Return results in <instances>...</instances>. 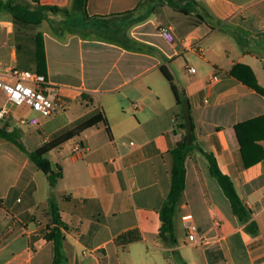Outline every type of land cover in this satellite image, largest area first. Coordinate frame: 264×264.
<instances>
[{"label": "crops", "instance_id": "crops-1", "mask_svg": "<svg viewBox=\"0 0 264 264\" xmlns=\"http://www.w3.org/2000/svg\"><path fill=\"white\" fill-rule=\"evenodd\" d=\"M12 1L31 10H68L30 31L41 38L47 84L66 110L75 111L58 126L46 119L47 135L37 148L97 111L107 125L83 130L64 155L67 141L51 150L62 157L53 160L61 169L54 187L26 152L0 139V150L14 163L9 176L6 162L0 163V264H52L53 245L45 238L50 196L64 224V264H264V95L232 75L234 67L247 66L264 88V0H196L199 7L188 14L166 0H86L87 20L74 0ZM196 15L201 20L192 23ZM0 24L12 38L10 47L0 48V60L29 63L18 61L9 13L0 12ZM162 27L172 40L159 34ZM162 68L187 101H176ZM186 107L198 146L231 179L256 234L233 215L194 149L185 159L184 190L173 215L176 243L158 237V210L170 189L169 151L182 135L177 125ZM253 120L239 130L241 148L236 126ZM77 144L82 151L73 155ZM184 215L196 226L194 240L187 238ZM131 230L139 239L117 242Z\"/></svg>", "mask_w": 264, "mask_h": 264}, {"label": "trees", "instance_id": "trees-1", "mask_svg": "<svg viewBox=\"0 0 264 264\" xmlns=\"http://www.w3.org/2000/svg\"><path fill=\"white\" fill-rule=\"evenodd\" d=\"M166 3L174 8H177L183 14H188L199 7L196 0H166ZM73 8L83 17L84 20L89 19L86 13V0H74ZM0 12L9 13L14 26L13 41L16 47L18 61L23 58L29 63H18L16 66L19 69L33 70L39 74H43V59H42V43L39 34L31 33L30 31L49 19V16H68V10L65 7L54 5H38L31 10L26 6L14 3L12 0H0ZM201 18L196 15L192 19V23L200 21ZM33 64L30 66L29 64ZM241 72L243 75H240ZM162 73L166 80L171 84L172 91L178 103H184L183 98H180L175 87L172 84L171 75L162 68ZM237 79L245 83L247 86L256 92L264 95V88L258 86L251 70L244 65L234 67L232 71ZM257 120L247 121L236 126L237 135L241 144V148L245 143L241 139L239 130L251 126ZM107 125V120L101 111L95 114L80 118L72 126L63 128L57 131L49 142H45L42 146L32 152H27L25 147L19 141V134L15 128L9 130L5 124L0 127V139L14 144L18 149L28 154L29 159L35 166L45 175L50 187H54L57 180L61 177V169L57 164H54V169L51 163L46 158V154L59 147L64 142L79 135L83 130L94 126L98 123ZM181 130L182 135L176 142L175 146L169 151L172 165L170 170V189L169 192L158 210L159 228L158 237L167 245L173 246L176 243L173 228V215L175 207L181 197L185 185V159L194 149L199 150L207 161L210 175L216 180L224 196L227 198L233 215L241 222L245 223L244 230L254 235L257 233L255 222L248 221L249 212L245 204L238 196L231 179L223 174L216 162L215 157L211 153L204 152L198 146L197 137L194 132L193 121L186 107L185 114L181 117V122L177 125ZM50 225L45 234V238L52 242L53 245V260L52 264H64V256L62 253V245L64 242V224L61 221L58 207L53 196L48 200ZM139 239V234L136 231H128L117 238L119 243H127Z\"/></svg>", "mask_w": 264, "mask_h": 264}, {"label": "built area", "instance_id": "built-area-1", "mask_svg": "<svg viewBox=\"0 0 264 264\" xmlns=\"http://www.w3.org/2000/svg\"><path fill=\"white\" fill-rule=\"evenodd\" d=\"M0 26H2L0 24ZM159 34L166 40H172L173 36L170 29L162 27ZM12 45L10 28H0V48H8ZM197 52H201L200 48H196ZM193 72V68H188ZM216 78L211 76V80ZM0 92L4 96V100L0 103V119H7L12 116L13 109L21 105L26 106L30 110L36 112L39 116L47 117L64 108V102L54 88L50 87L44 75L32 70L19 69L11 66L4 60H0ZM19 122L29 123L31 125L38 123L37 117L26 120L24 117L19 118ZM82 151V146L75 145L72 154L77 155ZM185 223L188 240H194L196 226L192 223L191 215L182 216ZM14 227V223L10 228Z\"/></svg>", "mask_w": 264, "mask_h": 264}, {"label": "rangeland", "instance_id": "rangeland-1", "mask_svg": "<svg viewBox=\"0 0 264 264\" xmlns=\"http://www.w3.org/2000/svg\"><path fill=\"white\" fill-rule=\"evenodd\" d=\"M74 115H75L74 110L72 109L66 110L64 108L50 116L42 117V116H39L33 110H30L29 108H27L26 106L21 105L17 108L15 112L12 113V117L11 118L9 117L10 120L8 118L0 119V127L4 126L7 123L6 125L9 124L10 128L12 129L15 128L19 134V141L21 142V144L24 145L28 151H34L47 135L46 119L48 122H51L52 126H58L59 124L66 123L67 121H69ZM20 117H24L26 120H29L32 117H37L38 123L33 124V125L29 123L21 124L19 122ZM1 142H4V141H1ZM72 142H73V139H70L62 146L63 148L62 155L68 152V149L70 145L72 144ZM6 146H11V148H15L12 145H6ZM15 150H17V152L20 153L18 149H15ZM58 151L59 150H54L47 154L46 158L49 160L50 163L51 162L56 163L57 161H61L62 157H61V154L58 153ZM6 153L7 152L0 150V163L4 164L6 162L5 172L9 176L10 172L13 170L14 163H10L8 161L9 159H7ZM54 159L56 162H53Z\"/></svg>", "mask_w": 264, "mask_h": 264}, {"label": "water", "instance_id": "water-1", "mask_svg": "<svg viewBox=\"0 0 264 264\" xmlns=\"http://www.w3.org/2000/svg\"><path fill=\"white\" fill-rule=\"evenodd\" d=\"M51 166H52V168L54 169V164L51 162Z\"/></svg>", "mask_w": 264, "mask_h": 264}]
</instances>
